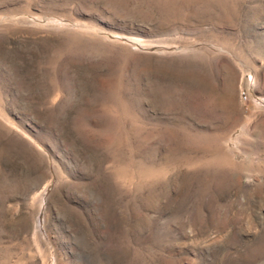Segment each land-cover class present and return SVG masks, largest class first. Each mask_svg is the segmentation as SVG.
<instances>
[{
	"label": "rangeland",
	"instance_id": "1",
	"mask_svg": "<svg viewBox=\"0 0 264 264\" xmlns=\"http://www.w3.org/2000/svg\"><path fill=\"white\" fill-rule=\"evenodd\" d=\"M0 264H264V0H0Z\"/></svg>",
	"mask_w": 264,
	"mask_h": 264
}]
</instances>
